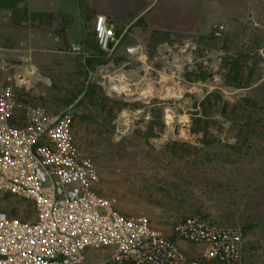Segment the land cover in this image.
<instances>
[{
    "label": "rangeland",
    "instance_id": "obj_1",
    "mask_svg": "<svg viewBox=\"0 0 264 264\" xmlns=\"http://www.w3.org/2000/svg\"><path fill=\"white\" fill-rule=\"evenodd\" d=\"M250 2V15L221 37H203L201 48L183 56L174 50V65L151 52L153 87L139 90L140 98L151 100L149 110L141 101L120 102L113 81L85 69L79 56L46 57L39 72H22L21 54L34 26L1 13L0 83L13 86L26 103L72 114L76 143L97 169L96 189L117 210L166 235L196 215L240 227L245 264H264V0ZM234 64L238 81L230 72ZM135 109L136 119H120ZM200 119L207 122L205 133ZM234 119L247 132L253 124L245 146L235 145L240 126ZM87 126L97 131L82 133ZM0 207L10 217L36 219L33 204L22 198L6 195ZM113 251L88 249L86 255L99 264Z\"/></svg>",
    "mask_w": 264,
    "mask_h": 264
},
{
    "label": "built area",
    "instance_id": "obj_2",
    "mask_svg": "<svg viewBox=\"0 0 264 264\" xmlns=\"http://www.w3.org/2000/svg\"><path fill=\"white\" fill-rule=\"evenodd\" d=\"M223 31L217 27L214 36ZM122 39L112 20L96 18L94 40L108 58ZM82 49L69 47L78 54ZM97 179L94 163L76 143L71 113L26 103L13 86L0 83V200L19 197L36 212L29 222L0 209V264H93L88 249L110 248L99 264H245L242 228L196 215L166 235L117 210L96 189Z\"/></svg>",
    "mask_w": 264,
    "mask_h": 264
},
{
    "label": "crops",
    "instance_id": "obj_3",
    "mask_svg": "<svg viewBox=\"0 0 264 264\" xmlns=\"http://www.w3.org/2000/svg\"><path fill=\"white\" fill-rule=\"evenodd\" d=\"M250 4V0H0V13L13 19L15 15L20 24L34 26L21 54L22 72H39L46 57L79 56L87 70V61L93 59V71L113 81V92L120 102L140 104L141 101L149 110L151 100L148 96L140 98L139 90L148 92L153 87L149 76L154 71L151 52L156 50L163 59L169 57L166 62L174 65L179 58L174 50L183 56L188 49L201 48L203 37H215L217 27L229 29L235 21L249 16ZM98 16L112 20L118 34L123 35L108 65H96L101 59L94 40ZM71 44L80 45L82 52H71ZM132 47L142 53L130 54L128 50ZM193 51L192 56L196 54ZM69 67H74L72 62ZM140 73L144 75L141 79ZM138 113L135 109L120 119L130 121ZM148 115L147 112L146 118ZM81 131L91 134L97 130L87 126Z\"/></svg>",
    "mask_w": 264,
    "mask_h": 264
},
{
    "label": "trees",
    "instance_id": "obj_4",
    "mask_svg": "<svg viewBox=\"0 0 264 264\" xmlns=\"http://www.w3.org/2000/svg\"><path fill=\"white\" fill-rule=\"evenodd\" d=\"M26 13H27V11H26ZM14 19H15V15H14ZM99 55L101 56V59H99L98 61H96L97 63L96 64H100V65H102V64H106V63H108L109 61H110V59L111 58H108L107 56H106V54L104 53V52H102L100 49H99ZM93 62H95V60H88L87 61V66H88V68L89 69H91V70H95V68H94V63ZM230 72H232L234 75H235V80L236 81H238L239 79H240V67L237 65V64H234L233 66H232V68H231V70H230ZM203 107H204V109L206 110L207 109V107H205V104H203ZM235 113V112H234ZM234 123H235V125L236 126H240V128H239V134L236 136L237 137V142H236V146L237 145H239V144H241L242 143V145L243 146H245L247 143H249L250 141V138H251V134L253 133V131H254V128H253V124H252V122H248V132H247V130H245V128H244V124H241L240 125V120L238 121L237 119L235 120L234 119ZM199 122H200V132H206V130L208 129V126H207V122H202V120L200 119L199 120ZM248 136V137H247ZM213 143V142H212ZM234 145V147L233 148H235L236 146ZM241 145V147H243ZM173 150H175V149H171V151H173ZM240 153V152H239ZM0 209H2L1 207H0ZM12 215H14V214H12ZM253 249V248H252ZM248 250H251V248L250 249H248Z\"/></svg>",
    "mask_w": 264,
    "mask_h": 264
}]
</instances>
